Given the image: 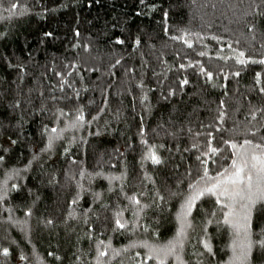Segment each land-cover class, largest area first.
<instances>
[{"label":"trees","instance_id":"obj_1","mask_svg":"<svg viewBox=\"0 0 264 264\" xmlns=\"http://www.w3.org/2000/svg\"><path fill=\"white\" fill-rule=\"evenodd\" d=\"M261 59L264 0H0V264H97L100 241L101 264H139L143 242L173 240L207 133L220 149L202 156L211 177L241 145L251 150L244 140L264 145ZM78 109L85 120L73 127ZM188 219L183 264H233L215 197ZM251 230L260 239L264 217ZM249 264H264L258 246Z\"/></svg>","mask_w":264,"mask_h":264},{"label":"snow or ice","instance_id":"obj_2","mask_svg":"<svg viewBox=\"0 0 264 264\" xmlns=\"http://www.w3.org/2000/svg\"><path fill=\"white\" fill-rule=\"evenodd\" d=\"M141 4L144 0H140ZM18 5L13 3L11 5L12 9H15ZM165 17L167 13L164 14ZM252 31V28H249ZM46 36H51L52 34L45 33ZM78 35V33H77ZM117 43H123V41L118 40ZM139 43V41H137ZM189 47L191 44L188 41ZM205 53L201 52L200 55ZM245 56L244 52H240L237 57V63L247 64L248 60L243 59ZM256 63L257 61H252ZM119 63V61H117ZM259 63L264 64V59H261ZM181 68L184 67L183 64L180 65ZM203 71V69H201ZM59 75V73H58ZM211 76V73L208 74ZM239 75V72L235 73ZM257 81H259L260 74L257 73ZM186 79L180 82L183 86L187 84ZM264 91V89H262ZM78 114L75 120L72 122L73 127L79 126L85 120L83 111L77 110ZM61 115H66L61 111ZM95 119V118H94ZM47 131V128L45 129ZM51 133L53 135L49 136V147L52 141L57 139L59 132L57 128H52ZM143 134V129H141V135ZM210 138L207 141L208 151L198 155L196 157L199 161V165L203 166V177L201 180L196 181V183H189V193L185 196L184 202L181 205V210L177 214V223L179 227L177 228L176 235L173 240L166 244L157 245L150 244L147 241L143 242L142 247L147 249V253L144 258L139 262V264H147L149 260H155L157 264H166L169 257H174L177 260V264H183V260L180 257L179 250L183 248L184 239L187 235V230L192 227L190 220L193 208L196 207V202L200 198L208 195L215 197V203L219 206V209L223 213V223L229 226L233 230V241L231 244L233 257V264H249L250 257L254 246H258L261 252H264V231L261 233V238L258 240H253L252 236V221L253 217H264V145L262 144H252L250 140H244V145H251V150L244 149L241 145V151L233 153L232 163L229 168H224L222 171L218 172L215 177L209 176V170L207 167L208 159H202V156H209V153L216 154L220 151L218 147H213L211 142L212 133H207ZM146 143L145 141H142ZM15 143V141H13ZM226 144L230 143L225 141ZM195 147V145H193ZM233 149L237 148L236 144H231ZM67 152L68 150L65 149ZM151 159L153 164L161 163L160 158L153 152L149 150L146 159ZM209 159L211 157L209 156ZM4 160L3 156H0V162ZM215 163V161H213ZM13 174H16L15 171ZM191 175V172L188 173ZM115 179V178H109ZM13 189L17 187L16 184L11 186ZM7 191V181L0 183V200L3 199V193ZM129 201L137 206L140 205V200L135 196L127 197ZM163 200V197H159ZM75 203V201H73ZM142 208L137 207V211L134 212L135 216H139V212ZM216 211H212L211 216H215ZM123 213L118 211L115 214V228L116 229H126L128 222L122 219ZM212 221L209 220L208 223ZM147 230V229H145ZM201 243L203 247L211 252V248L207 240H202ZM99 245H103V241L99 242ZM98 245L97 247V264H101L100 257L107 255V247L103 248ZM115 252V250H113ZM118 254V253H117ZM3 255H8V249H3ZM52 255V253H49ZM139 255V253L137 254ZM21 260H25L26 257L21 256ZM59 259V257H57Z\"/></svg>","mask_w":264,"mask_h":264}]
</instances>
